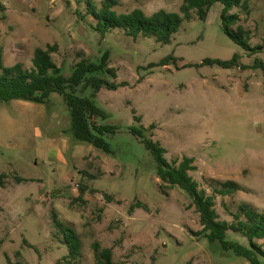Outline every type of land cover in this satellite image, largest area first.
<instances>
[{"label": "rangeland", "instance_id": "1", "mask_svg": "<svg viewBox=\"0 0 264 264\" xmlns=\"http://www.w3.org/2000/svg\"><path fill=\"white\" fill-rule=\"evenodd\" d=\"M90 1L98 8L105 2ZM114 1L117 15L183 17V0ZM245 1L247 11L231 12L240 18L233 30L240 27L255 51L225 35L221 4L204 21L192 12L171 43L161 45L120 29L102 38L89 0H0L5 67L31 71L36 50L55 47L52 60L69 78L77 64L100 63L109 53L117 78L98 77L119 86L104 87L95 98L90 88L77 92L106 115L97 124L116 129L104 136L111 154L74 140L68 107L57 94L47 105L0 102V175L8 178L0 188V264L61 262L68 248L55 217L80 239L77 264H98L96 243L112 251L113 264H249L197 236L203 227L192 199L161 182L153 156L130 132L153 125L145 135L166 150L170 164L193 159L189 175L215 197L220 221L237 225L242 205L264 214V0ZM235 57L228 69L207 64ZM228 182L238 189L221 196ZM228 236L250 247L242 234ZM256 243L264 251V240Z\"/></svg>", "mask_w": 264, "mask_h": 264}, {"label": "trees", "instance_id": "2", "mask_svg": "<svg viewBox=\"0 0 264 264\" xmlns=\"http://www.w3.org/2000/svg\"><path fill=\"white\" fill-rule=\"evenodd\" d=\"M215 4L223 6L221 21L225 35L243 49L255 51L249 46L246 33L240 27H237L238 31L236 32L233 30L238 25L240 18L231 12L235 8L247 11L248 3L245 0H183L180 9L183 17L165 11H159L151 17H147L140 10H135L128 15H117L111 10L116 5L114 0H105L101 8H98L90 0L88 2L89 12L97 21L95 30L102 38L108 32L120 29L135 40L140 36L155 38L161 45L171 43L172 37L178 33L181 24L191 18L192 12H196L198 18L204 21ZM55 51V47L36 50L31 71L24 70L21 65L5 67L3 55L0 52V102L23 101L36 105H47L51 101V96L57 94L63 97L68 107L71 117L70 133L74 140L89 144L106 154H111L110 146L104 140V136L115 134L116 129L97 124V119L104 118L106 115L103 116V112L97 108L92 99L77 96L80 88H82L81 91L92 89V98H95L104 87L117 90L118 85H110L107 80L98 77L99 74L104 73L113 79L117 78L116 72L108 68L109 53L104 54L100 63L82 61L74 67L72 75L67 78L64 76L62 68L57 67L52 60V54ZM236 62L237 57L230 62L209 61L207 64L228 69ZM260 66L264 71V64ZM136 121L140 122V118H137ZM152 129H154L153 125L149 130ZM149 130L140 126L133 127L130 132L142 139L146 149L153 156L157 165V176L161 182L168 188L181 189L192 199L203 227L197 236L202 235L210 243H218L223 251H231L249 264H264V251L256 243V241L264 240V214L242 205L240 214L234 215L238 222L237 225L220 221L215 209V197L209 196L206 191L201 190L198 183L189 175L195 170L193 159L184 158L178 166L170 164L165 158L166 150L158 142L146 137L145 134ZM6 179L8 178L5 174L0 175V188L5 187ZM16 182L21 184L25 180L17 177ZM237 189V185L228 182L218 193L221 196H226ZM136 208H141L140 204H137ZM243 217L245 220H242ZM54 225L68 248V255L58 264H77L81 254V242L78 235L73 229L61 223L57 217L54 219ZM229 232L242 234L249 240L250 247L246 248L238 242L231 241L228 236ZM93 247L98 264H113L111 250L101 249L98 243Z\"/></svg>", "mask_w": 264, "mask_h": 264}]
</instances>
